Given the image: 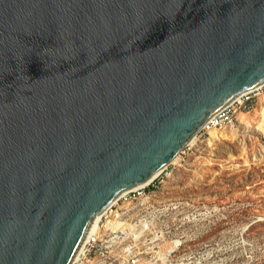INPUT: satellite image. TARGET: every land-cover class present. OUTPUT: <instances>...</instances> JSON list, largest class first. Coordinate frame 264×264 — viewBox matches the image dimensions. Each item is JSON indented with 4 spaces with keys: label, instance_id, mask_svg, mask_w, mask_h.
<instances>
[{
    "label": "water",
    "instance_id": "1",
    "mask_svg": "<svg viewBox=\"0 0 264 264\" xmlns=\"http://www.w3.org/2000/svg\"><path fill=\"white\" fill-rule=\"evenodd\" d=\"M263 85L264 0H0V264H72Z\"/></svg>",
    "mask_w": 264,
    "mask_h": 264
},
{
    "label": "rangeland",
    "instance_id": "2",
    "mask_svg": "<svg viewBox=\"0 0 264 264\" xmlns=\"http://www.w3.org/2000/svg\"><path fill=\"white\" fill-rule=\"evenodd\" d=\"M215 129L117 205L155 240L152 264H264V88L236 124Z\"/></svg>",
    "mask_w": 264,
    "mask_h": 264
},
{
    "label": "built area",
    "instance_id": "3",
    "mask_svg": "<svg viewBox=\"0 0 264 264\" xmlns=\"http://www.w3.org/2000/svg\"><path fill=\"white\" fill-rule=\"evenodd\" d=\"M263 88L264 85L238 97L216 114L207 123V127L203 129H218L236 124L238 112H248L253 107L255 99L260 95V91ZM166 169L145 187L122 194L99 216L72 264H152L154 252L149 250L150 245L155 244V240L141 236L143 231L140 232L138 226L142 225V223L137 222L142 220L134 223L129 222L120 213L121 209L117 205L123 198L127 200L129 195L136 192L144 193L146 188L154 186L159 176ZM109 222L112 224H109Z\"/></svg>",
    "mask_w": 264,
    "mask_h": 264
},
{
    "label": "bare ground",
    "instance_id": "4",
    "mask_svg": "<svg viewBox=\"0 0 264 264\" xmlns=\"http://www.w3.org/2000/svg\"><path fill=\"white\" fill-rule=\"evenodd\" d=\"M241 116H245V115L242 114ZM241 116H240V118H239L240 120L242 119ZM241 123H242V122H241ZM205 127H207V125H206ZM205 127H204V128H205ZM199 133H200V132H199ZM213 134H214L215 136H217V135L220 134V131H218V129H215V131H213ZM196 137H197V136H196ZM196 137L193 138V140L190 142V144L193 143V141L196 139ZM190 144H189V145H190ZM179 155H180V154H179ZM179 155L176 156L173 160H171L170 164H173V163L177 160V158L179 157ZM98 218H99V217H98Z\"/></svg>",
    "mask_w": 264,
    "mask_h": 264
}]
</instances>
